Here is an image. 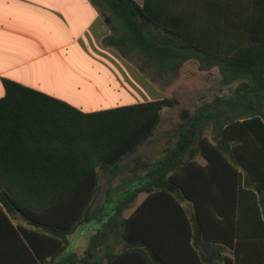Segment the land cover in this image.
<instances>
[{
    "label": "trees",
    "instance_id": "trees-1",
    "mask_svg": "<svg viewBox=\"0 0 264 264\" xmlns=\"http://www.w3.org/2000/svg\"><path fill=\"white\" fill-rule=\"evenodd\" d=\"M93 1L112 30L107 42L123 54L136 52L154 61L159 72L179 70L193 57L207 69L214 59L228 93L180 109L179 123L167 132L175 142L145 179L138 172L142 159L132 174H119L154 134L163 109L179 104L177 97L84 112L2 78L0 258L7 264H133L144 246L148 252L153 246L142 219L144 206L189 202L197 209L212 207L224 218L236 216L232 238L240 240L233 243L238 261L245 237L264 236V226L249 223L242 231L239 222L243 215L264 214V50L255 58L214 55L197 49L180 28L161 27L135 0ZM257 8V17L244 22L248 31H264V2ZM259 40L264 42V34ZM102 188L104 200L94 206ZM145 190L151 195L126 216ZM90 222L100 226L84 251H67L70 235ZM118 244H123L119 251Z\"/></svg>",
    "mask_w": 264,
    "mask_h": 264
},
{
    "label": "crops",
    "instance_id": "crops-1",
    "mask_svg": "<svg viewBox=\"0 0 264 264\" xmlns=\"http://www.w3.org/2000/svg\"><path fill=\"white\" fill-rule=\"evenodd\" d=\"M135 1L161 27L180 28L179 33L190 37L199 50L240 59L255 58L264 50V42L259 40L264 31H248L244 26L245 20L257 17V5L264 0ZM111 34L104 12L93 0H0V98L5 95L4 77L84 112L172 96L178 98L180 106L185 96L179 85H190L192 94L196 82L193 77L200 74L199 82L218 85L212 98L228 93L222 85L220 65L214 59L209 58L207 69H201L200 61L193 57L179 70L159 72L154 61L141 59L136 52L125 55L119 47L109 44L106 39ZM172 129L161 121L154 134L126 159L128 168L119 175L132 174L131 167L142 159L144 168L138 172L147 179L164 149L174 144L175 139L170 140L167 134ZM196 159L206 164L203 157ZM151 193L140 192L127 208L126 216ZM196 210L203 214L199 217ZM143 212V223L150 227V242L156 254L144 246L145 253L138 252L133 264H264V236L245 237L238 246L237 261V245L233 243L240 240L232 238L237 221L232 214L224 218L212 207L197 209L189 202L152 203L145 205ZM239 222L242 231L249 229V223L263 227L264 214L253 218L243 215ZM88 240L89 237L86 246ZM122 245L118 244L116 250ZM0 264H7L5 257L0 258Z\"/></svg>",
    "mask_w": 264,
    "mask_h": 264
},
{
    "label": "rangeland",
    "instance_id": "rangeland-1",
    "mask_svg": "<svg viewBox=\"0 0 264 264\" xmlns=\"http://www.w3.org/2000/svg\"><path fill=\"white\" fill-rule=\"evenodd\" d=\"M194 77L193 80H196V82L193 83L192 85L193 87L192 94L190 91V85L187 84L179 85L181 89V95L185 97L183 100H181L180 106L168 108L165 110L162 118L163 125L169 127L171 126L172 128L176 127L180 121V109L182 107H189L191 109H194L199 103L203 102L204 100L212 99L213 94L217 93L218 91L217 84H208V83L199 82V80H201L200 78L202 77L201 74L197 78ZM142 151L140 153H143ZM104 197L105 194L102 188L96 198L94 206H97L100 203H102ZM99 226L100 224L95 222L84 223L80 225L79 228L73 234L70 235L71 244L69 245L67 251L75 250L79 252V249L84 248L86 246L87 243L86 240L87 237H89V234L93 231V229H96Z\"/></svg>",
    "mask_w": 264,
    "mask_h": 264
}]
</instances>
